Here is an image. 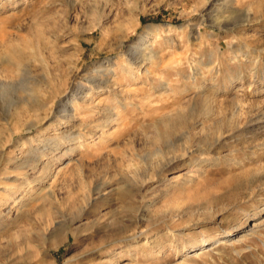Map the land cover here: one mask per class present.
<instances>
[{
    "label": "rangeland",
    "instance_id": "rangeland-1",
    "mask_svg": "<svg viewBox=\"0 0 264 264\" xmlns=\"http://www.w3.org/2000/svg\"><path fill=\"white\" fill-rule=\"evenodd\" d=\"M0 264H264V0H0Z\"/></svg>",
    "mask_w": 264,
    "mask_h": 264
},
{
    "label": "bare ground",
    "instance_id": "bare-ground-1",
    "mask_svg": "<svg viewBox=\"0 0 264 264\" xmlns=\"http://www.w3.org/2000/svg\"><path fill=\"white\" fill-rule=\"evenodd\" d=\"M107 2H109V0H106ZM107 5H108V3H107ZM149 29V28H148ZM166 29V28H165ZM168 30V29H167ZM144 37H141L140 38V41H143L144 42ZM150 55V54H149ZM148 55V56H149ZM156 54H152L151 56H150V58L151 59H156ZM144 60V59H143ZM128 73H131V69L129 70V71H127ZM62 109V108H61ZM66 109H63V111H65ZM116 112V111H115ZM118 116V115H117ZM50 144H54L55 146V150H59V146H60V143H59V141L58 140H56V141H52V142H50ZM37 149H35L34 151H33V153H35L34 154V158H32L33 160H35L36 162H39V160H40V158L42 157V155H46V153H45V151H40V153H37ZM29 157V156H28ZM32 157V156H31ZM58 159H60V157L58 158ZM30 160V159H29ZM32 161V160H31ZM29 162V161H28ZM26 164V163H25ZM36 164V163H35ZM200 253V252H199ZM201 254V253H200Z\"/></svg>",
    "mask_w": 264,
    "mask_h": 264
}]
</instances>
